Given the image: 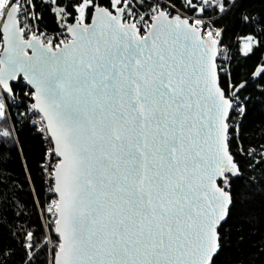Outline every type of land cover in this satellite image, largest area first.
Returning <instances> with one entry per match:
<instances>
[{
	"label": "snow or ice",
	"instance_id": "obj_1",
	"mask_svg": "<svg viewBox=\"0 0 264 264\" xmlns=\"http://www.w3.org/2000/svg\"><path fill=\"white\" fill-rule=\"evenodd\" d=\"M228 13L248 29L245 57L264 47V0H0V166L11 141L41 209L33 227L0 191V264L17 255L4 229L18 264H40L49 244L47 264H219L243 238L244 209L264 196L245 180L259 169L264 185V134L243 142L240 123L264 102V56L238 82L217 63ZM17 80L49 138L46 205L8 123Z\"/></svg>",
	"mask_w": 264,
	"mask_h": 264
},
{
	"label": "trees",
	"instance_id": "obj_2",
	"mask_svg": "<svg viewBox=\"0 0 264 264\" xmlns=\"http://www.w3.org/2000/svg\"><path fill=\"white\" fill-rule=\"evenodd\" d=\"M239 15V14H238ZM237 16H233L228 13L223 19L219 21L217 27L224 28L223 33V45L226 46L230 52V61L228 71L234 81H241L248 77L249 72L254 64L257 63L258 58L264 56V47L258 49L254 55L245 57L242 54L243 40L241 37L248 32L243 26V23L238 19ZM41 28L48 31L55 30V24L49 15H45ZM225 79V77H222ZM12 86L15 88V98L13 99L11 94L6 97V103L9 105L8 112V123L11 124L13 118L16 121V132L20 137V146L24 150L25 158L29 161L33 175L35 177L36 189L39 194L40 201L43 203L46 199L45 185L43 176L41 175V165L44 162V150L48 147L49 142L43 138V135L39 133L37 126L31 124V119L28 114L29 102L32 100L24 95L25 92L29 91V88L25 86L22 80L12 82ZM248 94V93H246ZM248 114L240 123L239 135L243 142L249 140L256 142L259 140L261 134H264V102L261 101V97H253L252 102L248 106ZM21 113H26V116H21ZM7 126V125H5ZM264 142V141H261ZM235 151V147H233ZM3 155L7 158L6 162L0 166V191H3L7 196L11 197V201L17 203H23L26 207L23 208L24 218H30L32 226L35 227L39 222L37 214L39 213L38 205H34L32 200L33 197L28 190V185L25 184L24 172L20 167V161L16 158L15 150L12 148L11 141L7 142L3 148ZM239 159V157H238ZM251 176L257 181L256 190L260 187L259 181L261 179V172L257 169L256 172L245 171V180ZM239 183V182H237ZM4 199L0 196V201ZM8 205H4L7 208ZM20 208H13V211L19 212ZM245 212L253 218L251 225H245L243 229H237L242 231L243 238L239 236L234 237L233 247L227 249L221 254L219 258V264H248L249 261H253V264H264V256L256 258L257 245H260L264 241V196H257L252 201L250 207H245ZM7 221L9 224L12 222V212L7 214ZM23 222V221H20ZM15 231V229H13ZM4 232V244L6 247L17 248V255L13 257L9 264H18L20 261V251L15 241L8 238L7 229ZM53 239L56 234L52 233ZM53 245L45 249L44 253L41 254L40 264H47L48 260L52 259Z\"/></svg>",
	"mask_w": 264,
	"mask_h": 264
},
{
	"label": "built area",
	"instance_id": "obj_3",
	"mask_svg": "<svg viewBox=\"0 0 264 264\" xmlns=\"http://www.w3.org/2000/svg\"><path fill=\"white\" fill-rule=\"evenodd\" d=\"M41 30H45L44 28H41ZM48 31V30H47ZM54 31H48L49 35H52ZM229 61H230V52L228 51V49L226 48L225 45H221L220 46V54L218 56V60L217 63L223 65L226 69H228L229 67ZM23 82V81H22ZM24 83V82H23ZM33 101L29 102V105L32 103ZM29 107V106H28ZM30 119H31V124H35L37 126V129H39L42 126V120H41V115L38 112H33L30 113L28 112ZM43 138L45 140H48L49 142V138L48 135L45 133L43 134ZM49 146V145H48ZM44 163V162H43ZM54 163V161H53ZM43 180H44V185H45V195H46V199L43 202V204H48L49 201H51L52 199H55L56 196L52 193L49 192V183L47 182V178L43 176ZM39 208V212L41 211L40 206L38 205ZM42 220H44L45 223H47V220L44 219V217H41ZM50 246V244L48 245V247Z\"/></svg>",
	"mask_w": 264,
	"mask_h": 264
},
{
	"label": "water",
	"instance_id": "obj_4",
	"mask_svg": "<svg viewBox=\"0 0 264 264\" xmlns=\"http://www.w3.org/2000/svg\"><path fill=\"white\" fill-rule=\"evenodd\" d=\"M14 82H16V81H14ZM41 115V114H40Z\"/></svg>",
	"mask_w": 264,
	"mask_h": 264
},
{
	"label": "rangeland",
	"instance_id": "obj_5",
	"mask_svg": "<svg viewBox=\"0 0 264 264\" xmlns=\"http://www.w3.org/2000/svg\"><path fill=\"white\" fill-rule=\"evenodd\" d=\"M244 43V42H243Z\"/></svg>",
	"mask_w": 264,
	"mask_h": 264
}]
</instances>
